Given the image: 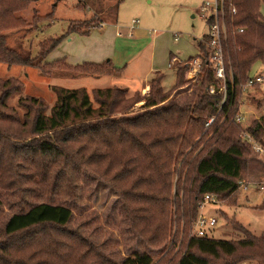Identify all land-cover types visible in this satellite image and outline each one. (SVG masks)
Masks as SVG:
<instances>
[{
  "label": "trees",
  "instance_id": "trees-1",
  "mask_svg": "<svg viewBox=\"0 0 264 264\" xmlns=\"http://www.w3.org/2000/svg\"><path fill=\"white\" fill-rule=\"evenodd\" d=\"M32 2L0 0L1 64L34 67L45 76L59 70L95 77L120 72L110 61L74 67L63 61L43 63L59 39L45 41L38 60L11 48L5 31H22L41 20L37 11L31 23L20 18ZM120 2L105 3L102 15L116 14ZM262 5L264 0H223L217 20L224 29V83L215 76L208 34L197 43L199 53L175 70L172 89L163 87L162 73H155L144 96L116 86L98 88L92 97L85 89L52 86V106L21 96L20 116L9 100L22 91V83L0 80V211L7 206L10 212L0 221V264H154L157 251L145 242L157 240L152 227L161 232L169 211L185 222L182 232H188L206 195L236 204L253 157L261 155L253 143L264 149V113L246 129L236 121L248 82L264 69ZM213 22V17L207 20L208 25ZM77 26H70L68 33L87 34L102 28L103 21L95 15ZM196 59L198 73L187 80L188 64ZM191 87L192 95L185 96ZM139 103L144 104L136 113ZM87 172L105 182L117 198L102 216L93 211L98 189ZM85 217L88 222L68 228L74 219ZM99 221L103 226L124 225L119 229L128 234L129 245L121 259H114L112 243L96 240L100 229L94 232L89 225ZM232 228L246 231L238 223ZM245 234L237 241L193 235L184 253L169 264H215L212 260L221 255L232 257L222 264H239L238 249L264 248V237ZM165 240L162 235L160 242Z\"/></svg>",
  "mask_w": 264,
  "mask_h": 264
},
{
  "label": "rangeland",
  "instance_id": "rangeland-1",
  "mask_svg": "<svg viewBox=\"0 0 264 264\" xmlns=\"http://www.w3.org/2000/svg\"><path fill=\"white\" fill-rule=\"evenodd\" d=\"M79 1L33 0L28 10L20 13V18L28 24L37 13L41 20L36 26L34 24L23 26L22 31H5L8 34L9 46L29 53L33 59L38 60L41 45L50 39H59V45L50 51L43 63L63 61L74 67L83 63L103 64L110 61L113 67L120 69V72L95 77L59 70L53 72L51 76H45L34 67H8L0 63V80L16 79L22 83V91L9 100L11 106L19 109L20 116L24 111L17 104L21 96L35 97L49 107L52 106L56 99L52 86L70 90L85 89L91 97L94 90L113 86L126 89L130 93H139L150 81L153 71L160 68L161 72L156 73H162L163 87L172 89L176 81L175 70L186 64L189 57H195L199 53L197 43L210 31V25L207 24L209 11L205 6L213 8L216 2V0H122L117 6L116 17L111 12L103 13L102 28L91 30L87 34L68 33L70 26L79 27L77 25L90 20L92 18L90 16L102 12L105 3L111 5L110 2L116 0H81L84 4H79ZM35 11L37 12L34 13ZM260 13L264 18L263 5ZM172 56L175 61L172 60ZM190 64L191 67H196L194 62ZM168 65L171 67L168 68ZM256 70L258 71L257 68ZM261 72L264 73L263 68L256 75ZM193 74V70L189 71L186 75L187 80L192 79L195 76ZM193 88L185 89V96H191ZM148 92L149 87L148 91L141 92V95L144 96ZM246 92L239 109L244 129L252 120L264 113V83L260 84L258 89L250 88ZM259 100L261 101L258 107ZM143 104H137L134 112H140ZM261 145L264 148V137ZM260 154L253 157L252 168L241 185L236 204L215 202L206 204L201 211L206 217L217 218L215 227L206 230L208 238L237 241L243 239L246 231L255 237H264V169L259 170L260 168L256 167L264 165V149ZM87 178L94 180L90 182L91 185H97L98 198L93 203V211L96 215L102 216L112 203L117 202V198L110 188L104 187L105 182L100 178L95 181L98 177L89 172ZM9 214L7 206H4L0 211V221ZM117 220H120V216ZM88 221V217L74 219L68 228L74 229L80 222ZM159 221L163 222L162 219ZM102 223L105 222L99 221L89 226L94 232L95 229H100L95 235L96 240L112 243L109 250L114 251V259L119 260L125 256L129 245L125 242L128 234L119 229L124 225L114 227L111 224L103 226ZM236 223L246 231L244 233L234 231L232 226ZM155 225H158L157 222ZM184 225L185 222H179L177 214L171 210L164 219L161 232L157 227H152L154 237H158L157 240L143 241L149 245L150 250L157 251L153 256L154 264L166 262L169 264L171 260L175 261L184 253L187 240L194 235L192 226L190 231L182 232ZM162 235L166 237L165 243L160 242ZM226 259L232 257L221 255L220 259L212 262L222 264ZM235 261L239 264H264V248L255 246L252 249H238Z\"/></svg>",
  "mask_w": 264,
  "mask_h": 264
},
{
  "label": "built area",
  "instance_id": "built-area-1",
  "mask_svg": "<svg viewBox=\"0 0 264 264\" xmlns=\"http://www.w3.org/2000/svg\"><path fill=\"white\" fill-rule=\"evenodd\" d=\"M223 7V0H216L215 2V7H209L208 5L205 6L206 9H208V19L210 17L214 18V22L210 25V31L208 33L209 36V40H208V45L211 49V62L213 63V67L215 70V76L217 78V80H222V82L224 83L225 81V65H224V61H223V55H222V45H221V38H222V34L224 33V29L218 24V20H217V16H218V11L221 10ZM205 11V10H204ZM235 11L232 9V13H234ZM207 19V20H208ZM120 35V34H119ZM197 61H199L198 59L193 60L192 62H194V64L196 65V67H191L192 62H190L188 65L190 66L189 71L194 72L195 76L198 73L199 67H200V61L197 63ZM171 67V66H169ZM193 74V75H194ZM264 83V73L261 72V74L255 75L249 82L247 85V89L252 88L255 84H263ZM223 91V99L225 98V94H226V90H225V86H223V88L221 89ZM209 93L213 94L214 90L213 88L209 89ZM241 114L240 111L236 117V121L237 123L241 124ZM248 139H250V137L248 135H245ZM250 141H252L250 139ZM253 149L255 152L258 153H262V148L258 145H256L255 143H253ZM215 200L214 198L206 195L203 199V202L200 204L199 206V214L197 216V219L195 220V222L193 223V233L195 236L197 237H206L207 233L206 230L210 229V228H214L215 225L217 224V218L210 216V217H206L203 215V213L201 212L203 210V208L205 207L206 204H214Z\"/></svg>",
  "mask_w": 264,
  "mask_h": 264
},
{
  "label": "crops",
  "instance_id": "crops-1",
  "mask_svg": "<svg viewBox=\"0 0 264 264\" xmlns=\"http://www.w3.org/2000/svg\"><path fill=\"white\" fill-rule=\"evenodd\" d=\"M121 1H122V0H121ZM110 3H112V4L114 3V4H115V1H111ZM79 4H81V0L79 1ZM89 4H90V2H89ZM112 4H111V5H112ZM114 4H113V5H114ZM111 14H112L114 17H116L117 12H116V14H114L113 11H111ZM95 15H97V16L99 15V17H100V15H101V17H102V12H100V13H98V14L95 13L94 15H92V16H90V17H93V16H95ZM101 19H102V18H101ZM102 21H103V20H102ZM117 34H119V33H117ZM172 60L175 61V59H173V56H172ZM169 66H171V65H168L167 67L170 68ZM115 68H116V67H115ZM172 68H173V67H172ZM117 69H118V68H117ZM118 70H120V69H118ZM160 70H161L160 68H157L156 71H153V72H154V74H155L156 72H161ZM115 74H116V73H115ZM115 74H113V75H115ZM117 74H118V73H117ZM113 87H114V86H113ZM116 87H117V86H116ZM146 91H148V84H146V85L141 89V92H143V93H145ZM129 93H130V92H129Z\"/></svg>",
  "mask_w": 264,
  "mask_h": 264
}]
</instances>
